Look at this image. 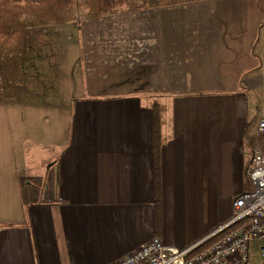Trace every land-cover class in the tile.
Returning a JSON list of instances; mask_svg holds the SVG:
<instances>
[{"label": "crops", "instance_id": "0c3cea01", "mask_svg": "<svg viewBox=\"0 0 264 264\" xmlns=\"http://www.w3.org/2000/svg\"><path fill=\"white\" fill-rule=\"evenodd\" d=\"M150 1L57 25L53 82L1 92L0 264H112L230 217L253 145L264 153V28L249 0Z\"/></svg>", "mask_w": 264, "mask_h": 264}, {"label": "rangeland", "instance_id": "374dc122", "mask_svg": "<svg viewBox=\"0 0 264 264\" xmlns=\"http://www.w3.org/2000/svg\"><path fill=\"white\" fill-rule=\"evenodd\" d=\"M162 1L171 10L185 11L180 4L202 0L159 3ZM249 1L251 20H259L264 28V11L255 9L257 0ZM145 2L148 4L147 0H0V95L8 88L15 96L32 99L34 89L53 82V48L61 46L60 38L54 34L57 25L76 22L80 29L89 22L136 16L145 11V6L140 11L134 6ZM253 263L257 264V258Z\"/></svg>", "mask_w": 264, "mask_h": 264}, {"label": "built area", "instance_id": "2783aa9c", "mask_svg": "<svg viewBox=\"0 0 264 264\" xmlns=\"http://www.w3.org/2000/svg\"><path fill=\"white\" fill-rule=\"evenodd\" d=\"M257 134L264 135V118ZM255 133V134H256ZM246 188L231 203V215L210 234L185 248L165 245L154 237L112 264H264V153L251 149Z\"/></svg>", "mask_w": 264, "mask_h": 264}, {"label": "trees", "instance_id": "16d2710c", "mask_svg": "<svg viewBox=\"0 0 264 264\" xmlns=\"http://www.w3.org/2000/svg\"><path fill=\"white\" fill-rule=\"evenodd\" d=\"M160 126H161V114L160 112L155 109V113H154V128H155V153L158 151L159 149V144L158 142H161V134H160Z\"/></svg>", "mask_w": 264, "mask_h": 264}]
</instances>
